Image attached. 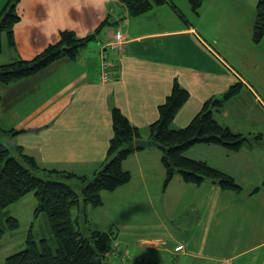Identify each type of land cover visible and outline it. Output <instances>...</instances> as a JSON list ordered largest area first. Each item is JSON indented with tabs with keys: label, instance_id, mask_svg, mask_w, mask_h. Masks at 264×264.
<instances>
[{
	"label": "crops",
	"instance_id": "crops-1",
	"mask_svg": "<svg viewBox=\"0 0 264 264\" xmlns=\"http://www.w3.org/2000/svg\"><path fill=\"white\" fill-rule=\"evenodd\" d=\"M172 8L165 15H154L151 10L153 15L148 11L130 17L120 0L18 1L21 19L14 27L16 46L9 45L7 50L10 62L33 58L56 42L63 29L82 37L96 32L104 20L109 23L80 49L75 60L63 57L36 75L9 84L0 82L1 126L18 132L15 140L41 168L91 175L107 159L114 107L139 128L143 138H151L150 126L158 120L159 107L175 79L190 92L173 121L175 128L185 127L209 98L222 97L239 81L248 95V77L238 78L230 62H225V56L196 26L187 19L175 24L160 19L164 16L175 22L177 12ZM255 19L247 27L228 15L222 20L228 27L252 32ZM118 29L126 41L121 50L109 46ZM103 48L112 60L113 75L108 82L100 77ZM235 99L214 111L216 119L235 132L263 137L235 152L200 143L186 155L232 175L242 186L241 192L223 189L211 180L188 183L181 174H175L164 187L161 147L139 149L123 162L132 175L121 186L134 194L129 205L140 215L150 214L142 221V231L132 225L121 240L115 232L121 250L131 258L136 252L139 261L146 258L151 263L165 259L174 264H264V111L252 107L254 112L239 113ZM111 192H103V200ZM113 201L107 200L109 204Z\"/></svg>",
	"mask_w": 264,
	"mask_h": 264
},
{
	"label": "trees",
	"instance_id": "trees-1",
	"mask_svg": "<svg viewBox=\"0 0 264 264\" xmlns=\"http://www.w3.org/2000/svg\"><path fill=\"white\" fill-rule=\"evenodd\" d=\"M18 1L7 0L0 12V54L3 51L4 32L8 33L10 46H16L14 27L21 19L16 9ZM120 1L126 5L130 17H138L154 6L171 4L184 18L176 0ZM189 1L196 11L202 5V0ZM108 23V19L104 20L96 32L82 37L72 29L61 30L59 39L48 44L33 58H19L1 64L0 82L9 84L36 75L63 57L75 60L80 49L92 41ZM263 38L264 0H258L253 40L259 43ZM242 87L243 83L238 82L231 85L222 97L209 98L189 124L175 128L173 121L176 114L190 98V92L175 79L171 93L159 107L158 120L150 126L151 137L161 144L163 150L162 162L166 169L164 187L175 174H181L188 183L201 184L211 180L223 189L242 191V186L232 175L204 160L186 155L188 149L200 143L218 144L235 152L250 142L248 136L223 125L214 114L215 110L223 107L225 101L237 95ZM1 102L0 94V105ZM112 125L114 134L103 166L91 175H79L68 170L41 168L35 158L25 154L23 147L15 140L18 132L4 129L0 123V135L8 138L7 142L0 139V209L34 191L38 200L35 214H46L54 236V244H51L46 238L38 242L30 234L26 248L8 256L5 264H97L98 257L102 258L103 264H110L106 262V257L116 239V233L113 229L102 231L89 228L87 207L102 206L103 191H113L130 182L131 172L124 169L123 162L139 150L135 147V140L142 137L139 128L118 107L112 109ZM256 137L259 139L263 135L258 134ZM74 209L78 210L75 218ZM18 226L16 218H8V228L15 229ZM4 235L5 229L0 225V241Z\"/></svg>",
	"mask_w": 264,
	"mask_h": 264
},
{
	"label": "rangeland",
	"instance_id": "rangeland-1",
	"mask_svg": "<svg viewBox=\"0 0 264 264\" xmlns=\"http://www.w3.org/2000/svg\"><path fill=\"white\" fill-rule=\"evenodd\" d=\"M6 1L0 0V11L4 7ZM90 1L99 2V0ZM239 2H241V4ZM108 3L111 4V2ZM175 3L180 12L183 13L184 18H182L179 13H174L176 16L175 22L171 18L164 16H161L160 19L174 24L176 21L185 23L184 19H187L190 24L196 26L198 31L204 35L205 39L225 56V62L227 60L230 62L229 65L234 69L233 71L237 74L238 78L243 80L241 78L242 76L248 77L247 81L250 93L247 95V90L244 86L241 88V91L235 95L236 99L234 105L236 106V111L239 113L241 110H243V113H245V110L254 112L252 108L254 107V109L259 108V110L263 112L264 38L257 43L253 40L252 27V32H250L251 29H249V31L243 29L239 30V28L235 29L233 26L228 27L227 22L222 20L224 16L228 15L230 20L232 19L235 21L237 19L239 24L242 23L241 26H249L253 22L254 17H256L255 13L258 0H202V5L197 11L192 7L189 0H176ZM219 4L222 8L218 7ZM171 6V4L159 5L154 6L151 10H153L154 15H165L172 12L170 11L172 8ZM151 10L150 13L153 15ZM172 10L174 9L172 8ZM234 13H236L238 17ZM2 43L4 52L2 51L0 54V61L5 63L10 62L11 58L9 56V51H7L10 48L7 32H4L2 35ZM248 138L249 141L254 142L257 137L253 135L252 137L248 136ZM0 139L3 142H7L8 140L5 135H0ZM130 191L131 189H128V187L121 186L117 189L116 193L103 191L104 193H111L107 196L106 201L105 199L103 200V206H88V211L92 217V222H90V226L88 225V227L93 229L97 228L102 231H107L113 227L115 232H119V240H121L124 235H127L128 229L130 230L132 225H134L135 231H142V221L148 218L150 214L146 212L140 215L135 207L129 205V200L134 195H130ZM112 198L114 199L113 204H109L108 202ZM37 203L38 200L35 192L31 191L12 205L0 209V225L5 229V235L0 241V264H5V260L8 256L26 248L30 234H32L38 242L42 238H46L51 244H54V236L46 214L44 212H40L38 215L35 214ZM75 211L76 209L73 210L74 218L76 217ZM10 217H14L18 220L19 226L17 228H8V218ZM136 255V252H133L134 257L128 259V261L121 260V256L119 255H115L116 257L109 256L106 258V262L110 264H159L161 262L163 264H174L172 261L166 263L165 259H157L155 260L156 263L147 262L148 260L146 258H144V261H139ZM245 260H247V257Z\"/></svg>",
	"mask_w": 264,
	"mask_h": 264
},
{
	"label": "built area",
	"instance_id": "built-area-1",
	"mask_svg": "<svg viewBox=\"0 0 264 264\" xmlns=\"http://www.w3.org/2000/svg\"><path fill=\"white\" fill-rule=\"evenodd\" d=\"M125 43V37L121 30H117L114 40H112L109 44L112 48L122 49ZM112 78L111 72V59L107 50L104 48L101 51V80L103 82H107ZM113 255H120L123 259L127 258L128 254H121L119 248V242L115 241L110 251ZM225 264H229L226 262Z\"/></svg>",
	"mask_w": 264,
	"mask_h": 264
},
{
	"label": "water",
	"instance_id": "water-1",
	"mask_svg": "<svg viewBox=\"0 0 264 264\" xmlns=\"http://www.w3.org/2000/svg\"><path fill=\"white\" fill-rule=\"evenodd\" d=\"M150 146L160 147L161 144L155 138H152V137L151 138L139 137L135 140V147L137 149L150 147ZM96 262L97 264H103L101 257H98L96 259Z\"/></svg>",
	"mask_w": 264,
	"mask_h": 264
}]
</instances>
